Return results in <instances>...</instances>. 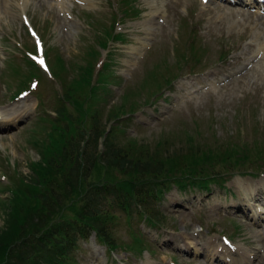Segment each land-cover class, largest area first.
I'll list each match as a JSON object with an SVG mask.
<instances>
[{"label": "rangeland", "instance_id": "1", "mask_svg": "<svg viewBox=\"0 0 264 264\" xmlns=\"http://www.w3.org/2000/svg\"><path fill=\"white\" fill-rule=\"evenodd\" d=\"M246 2L0 0V197L8 194L4 187L12 183L13 167L30 175V163L39 158L36 140L51 131L57 95L69 84L75 86V97L67 109L74 115L90 118L100 112L106 122L114 107L135 108L121 119L122 144L157 147L162 158H177L199 143L226 147L240 143L250 157L242 166L255 165L259 152L264 158V7L260 0L256 6ZM188 25L196 27L207 44V67L180 78L173 92L165 93L167 102L156 97L158 90L150 97L153 101L144 104L148 99L137 84L154 65L173 62L174 48L190 33ZM111 29L123 32L125 40L110 42L97 66L111 50L112 76L118 83L106 84L109 92L97 89L93 96L86 95L85 85L75 82L82 68L78 65L91 59L89 50ZM36 37H42L58 76L54 68L56 77L50 78L45 65L25 61V50L33 51ZM221 48L232 49L228 61L219 60ZM42 57L40 53L38 58ZM27 73L35 75L37 85L16 98V92L28 89L33 80L21 87ZM35 93L42 96L41 105ZM203 164L197 161L194 174L212 175L209 190L197 183L205 180L201 178L184 192L171 183L160 198L164 219L158 227L149 226L142 215L134 214L129 221L121 214L116 248L100 243L93 233L79 241L70 264H234V258L249 254L252 264H264V208L257 207H264L263 173H236L225 161L204 171ZM221 167L222 179L216 174ZM98 176L109 181L122 178L113 170ZM75 202L80 203L74 200L63 213L67 219L75 214ZM5 208L0 204V227ZM230 245L240 250H226L232 249Z\"/></svg>", "mask_w": 264, "mask_h": 264}, {"label": "trees", "instance_id": "2", "mask_svg": "<svg viewBox=\"0 0 264 264\" xmlns=\"http://www.w3.org/2000/svg\"><path fill=\"white\" fill-rule=\"evenodd\" d=\"M188 28L190 33L180 47L174 48L173 62L154 65L137 84L148 99L144 104L151 103L150 97L158 90L161 91L156 97L170 89L188 65L191 67L188 72L193 73L209 62L202 35L194 26L188 25ZM122 38L121 32L106 30L89 50L91 59H86L85 65H78L82 68L75 82L85 85L84 94L93 96L94 90H111L106 84L115 82L111 70L112 51L107 52L101 68L97 64L110 42ZM32 50L36 52L35 44ZM220 51L218 58L223 62L232 49L228 52L221 48ZM53 68L58 76L55 65ZM34 77L32 73L27 75L25 81L21 80V87H27ZM74 89L75 86L69 84L57 95L56 117L50 119L51 131L47 137L36 140L39 158L30 163V175H21L13 167L12 183L4 187L8 194L0 197L2 207L6 204L4 225L0 227V264H70L79 241L89 239L93 233L100 243L114 249L118 245L115 233L121 214L129 221L134 220V214L142 215L149 226L158 227L164 219L158 206L160 198L171 183L184 192L190 183L195 186V180L201 178L205 180L197 183L210 189L209 184L213 181L210 173L194 174L198 173L199 160L206 163L200 165L204 171L214 163L225 161L236 173L264 174L261 152L255 165L242 166L250 157L247 156L249 152L241 151L240 143H236L240 148L199 143L195 149L190 148L187 154L177 158H162L157 147L138 149L134 144H122L119 140L121 119L124 114L133 113L127 111L135 108L114 107L107 114L106 122L100 112L90 118L84 113L74 115L67 109V102L75 97ZM38 98L41 105L42 96L38 95ZM76 104L82 110L79 102ZM111 170L120 173L122 178L109 181L98 176L101 171ZM223 170L225 168L221 167L216 173L221 179ZM74 200L80 203L75 202V214L67 219L63 213Z\"/></svg>", "mask_w": 264, "mask_h": 264}, {"label": "bare ground", "instance_id": "3", "mask_svg": "<svg viewBox=\"0 0 264 264\" xmlns=\"http://www.w3.org/2000/svg\"><path fill=\"white\" fill-rule=\"evenodd\" d=\"M6 1V0H5ZM236 2L240 3V2H243V0H235ZM248 3L250 4H253L256 6L257 4V0H246ZM261 4H263V7H264V2L261 0ZM262 8V7H260ZM2 119H6L5 117H2ZM7 121V120H6ZM246 188L248 187V184H246ZM254 186H252V188H250L249 190H253ZM258 207V211H260L261 209H263L264 207L263 206H257ZM264 210H262L263 212ZM264 213V212H263ZM258 216V215H256ZM221 245H219L217 247V250L216 252L218 251V248L220 247ZM226 250H229L230 252H233L232 250H236L235 252H238L240 250V248H235V247H232V249L230 248H226ZM219 252V251H218ZM233 252V253H235ZM220 253V252H219ZM251 258V255L249 254V256L247 255H241L239 258H234V264H252L253 260L250 259ZM235 259L237 260V262H235Z\"/></svg>", "mask_w": 264, "mask_h": 264}, {"label": "snow or ice", "instance_id": "4", "mask_svg": "<svg viewBox=\"0 0 264 264\" xmlns=\"http://www.w3.org/2000/svg\"><path fill=\"white\" fill-rule=\"evenodd\" d=\"M39 63L43 65V64H44L43 59H41V60L39 61Z\"/></svg>", "mask_w": 264, "mask_h": 264}]
</instances>
